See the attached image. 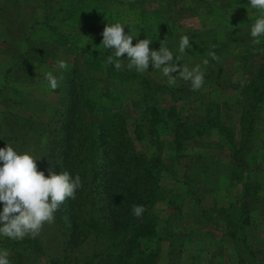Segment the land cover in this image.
Masks as SVG:
<instances>
[{"label": "rangeland", "instance_id": "rangeland-1", "mask_svg": "<svg viewBox=\"0 0 264 264\" xmlns=\"http://www.w3.org/2000/svg\"><path fill=\"white\" fill-rule=\"evenodd\" d=\"M260 15L249 0H0V138L7 137L3 143L16 148L24 141L17 152L39 156L47 133L41 124L57 115L74 68L77 81L90 92L88 108L96 97L120 98L121 109L114 111L121 112L132 129L138 116L132 103L139 97L138 82L120 83L121 73L113 74L115 61L105 63L114 50L100 45L104 26L120 22L125 33L138 32L133 44L147 38L153 50L163 40L174 56L181 36L188 35L191 46L178 63L190 69L199 65L206 75L204 84L178 99V92L159 89L157 101L174 105L180 117L191 122L207 113L202 102L218 103L217 121H233L238 140L242 123L235 112L243 98V112L256 115L259 127L245 125L246 147L235 153L221 143L214 120L203 134L187 141L178 160L165 159L159 172L158 207L163 212L156 223L158 254L153 264H264V79L253 84L257 92L250 85L255 71L264 68V36L254 44L250 31ZM86 37L91 43L83 46ZM209 51L220 57L219 63ZM120 59L125 65L121 69L127 70L126 54ZM59 61L66 62L67 70L57 68ZM49 71L64 77L54 91L44 78ZM139 74L169 85L151 64ZM172 75L177 83L182 81L178 72ZM240 83L246 84L245 93L237 89ZM255 93L261 96L257 107L249 104ZM137 147L148 149L142 141ZM237 155L246 156L243 172ZM46 231L51 234L48 224L41 233ZM3 238L0 249L9 251L11 264H48L45 256L1 245Z\"/></svg>", "mask_w": 264, "mask_h": 264}, {"label": "trees", "instance_id": "trees-1", "mask_svg": "<svg viewBox=\"0 0 264 264\" xmlns=\"http://www.w3.org/2000/svg\"><path fill=\"white\" fill-rule=\"evenodd\" d=\"M112 68L113 74L121 73L120 83L129 79L138 82L135 87L139 97L132 101L138 109L133 128L128 127L124 115L118 112L122 106L120 98L112 99L111 94L107 98L96 97L88 108L90 92L77 81L74 68L67 88L61 92L57 115L54 113L50 122L41 124V131L47 133L45 145L38 151L37 167L46 176L49 167L57 174L61 171H68L73 177L79 174L82 187L75 199L66 200L55 212L54 222L48 224L51 234L46 231L21 240L4 237L1 245L10 246L18 253L26 250L45 256L48 264H153L158 254L156 223L163 212L158 207L159 172L165 159L178 160L184 155L187 141L203 134L214 120L223 137L221 143L235 153L246 147L245 125L259 127L256 115L247 117L243 112L246 99L242 98L235 112L242 123L237 140L233 121H217L218 103L210 106L202 102L207 113L191 122L180 117L174 105L165 107L157 101L159 89L178 92L176 99L184 97L192 91L190 82L182 80L170 86L128 69ZM252 77L250 85L257 92L259 87L253 84L264 79V68L259 73L255 71ZM238 87L245 93L246 84L240 83ZM260 100L261 96L255 93L249 104L257 107ZM212 110L215 113L210 114ZM28 127L33 129L30 124ZM6 138H0V148L5 147ZM141 141L147 146L146 151L138 149ZM23 145L21 141L13 149L17 151ZM235 159L243 172L248 163L246 156L237 155ZM134 204L144 206L141 217L133 215ZM168 208L167 203L165 209ZM54 235L58 238L54 239Z\"/></svg>", "mask_w": 264, "mask_h": 264}, {"label": "clouds", "instance_id": "clouds-1", "mask_svg": "<svg viewBox=\"0 0 264 264\" xmlns=\"http://www.w3.org/2000/svg\"><path fill=\"white\" fill-rule=\"evenodd\" d=\"M249 4L261 13L250 30L253 43L259 44V38L264 36V0H249ZM124 26L115 22L106 24L103 28L100 45L105 50H114L107 56L106 64L115 61V68L120 70L125 67L120 58L126 54V67L129 70L144 73L151 64L153 69L160 70L167 77L170 86L176 85L177 76L172 73L178 72L180 79L190 82L192 91L201 89L205 73L200 66L190 69L178 63L182 60L185 50L191 46L188 35L181 36L178 54L174 56L163 40L156 50L150 48L152 40L147 38L138 39L133 44V37L138 36V32L125 33ZM85 43H91V40L86 37L83 46ZM212 47L215 48V45ZM207 55L219 63L220 57L214 51H209ZM208 63V59L203 60L205 66ZM67 67L64 61L57 63L60 70H67ZM44 78L53 91L60 87L64 79L63 74L56 76L51 71L46 72ZM38 159L40 157L32 152L18 153L8 144L0 148V202L3 204L0 211V236L11 240H21L26 236L35 238L42 232L45 224L54 222L55 212L60 206L68 199H75L77 190L82 187L79 174L75 177L68 171L57 174L49 167L46 176L43 171L38 170ZM144 211L143 205H132L134 216L141 217ZM9 256L8 250L0 249V264H11Z\"/></svg>", "mask_w": 264, "mask_h": 264}]
</instances>
